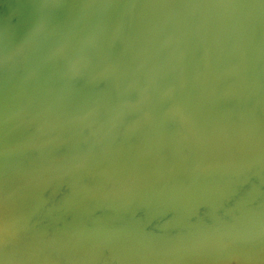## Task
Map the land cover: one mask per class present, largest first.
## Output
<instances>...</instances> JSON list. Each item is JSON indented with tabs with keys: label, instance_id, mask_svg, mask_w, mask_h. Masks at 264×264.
Listing matches in <instances>:
<instances>
[{
	"label": "water",
	"instance_id": "1",
	"mask_svg": "<svg viewBox=\"0 0 264 264\" xmlns=\"http://www.w3.org/2000/svg\"><path fill=\"white\" fill-rule=\"evenodd\" d=\"M0 264H264V0H0Z\"/></svg>",
	"mask_w": 264,
	"mask_h": 264
}]
</instances>
